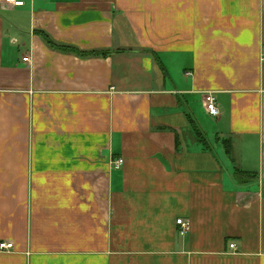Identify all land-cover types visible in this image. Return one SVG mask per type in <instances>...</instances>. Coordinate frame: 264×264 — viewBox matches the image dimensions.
I'll return each instance as SVG.
<instances>
[{
	"label": "crops",
	"instance_id": "1",
	"mask_svg": "<svg viewBox=\"0 0 264 264\" xmlns=\"http://www.w3.org/2000/svg\"><path fill=\"white\" fill-rule=\"evenodd\" d=\"M24 1L0 7V264H264V0Z\"/></svg>",
	"mask_w": 264,
	"mask_h": 264
},
{
	"label": "built area",
	"instance_id": "2",
	"mask_svg": "<svg viewBox=\"0 0 264 264\" xmlns=\"http://www.w3.org/2000/svg\"><path fill=\"white\" fill-rule=\"evenodd\" d=\"M25 4L24 0H0V7H23ZM262 59L264 60V49L262 52ZM24 61H27V58L23 59ZM204 107L206 110V113L210 117H217L219 114L217 101L213 94L208 93L204 96ZM123 161L121 159L116 160L113 163V168L118 170L121 168ZM176 224L181 227V230L183 232H187L190 227V223L188 221L183 220H177ZM234 245H230V249H234ZM13 248V245L10 243H0V252H7Z\"/></svg>",
	"mask_w": 264,
	"mask_h": 264
},
{
	"label": "trees",
	"instance_id": "3",
	"mask_svg": "<svg viewBox=\"0 0 264 264\" xmlns=\"http://www.w3.org/2000/svg\"><path fill=\"white\" fill-rule=\"evenodd\" d=\"M39 36L43 39V41L45 42V44L51 48V49H55V50H59L61 52L64 53H70L73 54L75 56L81 57V58H88V57H92V56H96V57H106L107 55L110 54V52L108 51H88V52H83L77 48L74 47H66V46H59L56 45L46 34L39 32ZM222 145L224 147L225 153L227 156H231V147H230V142L227 140H222ZM234 176L236 178H240V177H250L253 178V175L247 174V173H243L241 171L235 170L234 171Z\"/></svg>",
	"mask_w": 264,
	"mask_h": 264
}]
</instances>
